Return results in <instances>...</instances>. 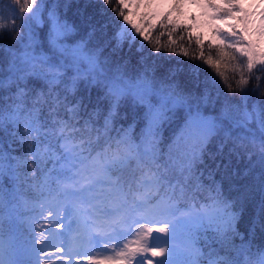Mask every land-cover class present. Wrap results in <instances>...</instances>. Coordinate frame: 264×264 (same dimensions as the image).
I'll return each mask as SVG.
<instances>
[{
	"label": "snow or ice",
	"instance_id": "1",
	"mask_svg": "<svg viewBox=\"0 0 264 264\" xmlns=\"http://www.w3.org/2000/svg\"><path fill=\"white\" fill-rule=\"evenodd\" d=\"M94 3L104 6L100 10L101 15L105 10L114 14V31L107 40H104L108 36L107 23H93L91 16H85V11L80 8H77L71 20L66 12H61V5L68 9L71 0H10L8 12L12 26L9 28L0 23V50L5 49L3 42L7 33V51L11 53L13 61L22 47L23 61L26 66H31V75L44 80L49 87L47 92H36L35 89L25 91L27 85L21 87L17 83L13 106L8 109L7 117L4 109L0 108V133L7 131L6 121L14 129L7 134L22 146L23 152L11 159L16 161L14 166L22 171L25 179L29 178V174L34 178L42 170L46 159L64 161L60 182L70 190L67 194L74 197V203L71 210L62 213L54 222L55 229L67 228L71 231V224H65L63 216H73L81 208L98 213L97 219L119 211V208L110 210L96 207L92 202L95 186L114 170H125L133 176L136 171L143 174L145 168L151 171V164L155 161L156 138L164 134L165 124L176 125L169 151L176 149L179 152L174 163L181 175L188 173L191 176L199 168L210 138L220 131H224V140L218 145L219 151L222 152L231 142L229 153L241 149L249 153V158L252 154H258L264 165V47L261 46L264 43V8L258 13L257 23L255 14L243 8L242 0H206L205 6L212 10L208 14L209 20L223 22L226 27L210 24V35L202 38L200 32L188 30L191 25L173 16V11L179 12L181 8L177 0H173L168 11L162 12L152 10V0H115V4L113 0H85L84 10ZM141 8L145 10L138 12ZM133 16L137 18L135 22L131 18ZM3 19V11H0V21ZM37 29L40 31L39 39ZM164 37H167L166 41ZM125 44L129 52L135 47L137 63L145 68L143 74L119 83L90 80L89 84L103 89V92H96V100L92 104H85L82 95L79 98L70 95L75 92L81 65L87 63L94 69L106 50L110 49L109 55L117 54ZM193 45L198 54L189 56L188 46ZM180 55L186 60H199L214 68L219 79L205 77L201 80V65L192 63L186 71L179 61L175 67H167L157 77L158 70L163 68L158 61L171 60ZM13 68L16 72L23 71L15 64ZM228 69L233 73L231 77L227 74ZM69 70L77 73L72 78L73 87L65 85L62 91L57 90V86L65 82ZM257 72L259 76L255 75ZM182 75L186 77L183 82L178 79ZM26 78L16 76L15 80ZM0 87H3L2 80ZM154 97L157 98L155 103ZM129 101L144 109L145 127L139 142L121 136L120 132L116 137L108 136L102 144L84 137L87 126L100 117H103L106 129L109 124L114 125L121 105ZM44 107H47L48 113L45 121L41 122L38 113ZM89 107L91 111H88ZM85 116L87 119H83ZM81 121L83 126L78 127ZM233 128L242 129L246 135L232 137L230 130ZM42 138H55L60 154L52 152L51 144L41 151L39 145ZM142 144L146 145L143 149ZM98 147L101 152L92 156ZM4 159L0 143V171ZM243 175L246 177L248 170ZM148 179L160 183L165 177L153 172ZM114 183L118 186L116 190L123 192L120 181ZM199 188L200 185H197ZM209 193L205 198L208 202L199 212L189 211L175 217V205L169 204L159 211L174 219L162 222L145 220L141 216L132 221L138 225L135 231L130 226L127 229L122 227L127 223L126 218L101 220V231L90 235L89 244L101 252L110 253L102 259L92 258L91 249L83 254H74L63 247L45 251L46 241L41 238V230L46 232L53 226L54 214L49 211L46 217L41 216L31 225V264H82L80 255L87 256L93 264H169L172 248L160 246L156 241L167 243V239L174 235L177 223L194 224L224 237L238 235L242 241L255 237L257 231L264 234V173L253 183L240 188L239 197H224L218 184L211 187ZM134 204L137 209L143 210L145 202L134 201ZM249 205L252 213L241 233L238 223ZM124 236H131L132 239L121 246L120 241ZM109 245L112 247L109 248ZM245 247L242 244L241 249L237 250L238 254ZM3 248L4 243L0 240V253ZM187 251L191 257L189 264H241L236 257H221L212 253L205 256L197 247L195 237ZM73 255L77 256L75 261ZM0 264H5L2 258ZM243 264H264V250H260L254 259L246 258Z\"/></svg>",
	"mask_w": 264,
	"mask_h": 264
},
{
	"label": "trees",
	"instance_id": "2",
	"mask_svg": "<svg viewBox=\"0 0 264 264\" xmlns=\"http://www.w3.org/2000/svg\"><path fill=\"white\" fill-rule=\"evenodd\" d=\"M73 2H77V5H74L72 8L69 7L68 9H65L63 5H61L60 9L61 12L67 13V16L70 18V20L74 17L77 9H75L73 12L69 11L76 7L80 8L81 11H85V16H91L93 23L108 24V36L104 37V40H107L108 37L112 35L114 31L113 24L116 22L113 17L114 14L111 11L105 10L104 14L101 15L100 10L104 8L102 4L94 3L89 5L87 10H84L83 5L85 0H72L71 4ZM113 4H115V0H113ZM9 6L10 0H2V2H0V11H3L4 15V19L0 21V23H4L10 28L12 26V21L10 13L8 12ZM136 19L137 18L135 17V20L133 21L135 22ZM188 30L191 31V29ZM37 31L40 34L39 29H37ZM13 35H15V33H13ZM157 35H159V33H157ZM209 35L210 34L208 32L204 38H207ZM5 38L6 39L3 42L5 44V49L0 50V80L3 81V87H0V108L4 109V115L7 117L8 109L13 106V97L17 92V83H19L21 87L27 85L25 91L35 89L36 92H47L49 91V87L46 85L44 80L31 75L32 68H27L28 66L24 64L23 57L15 63L16 68L23 69V71L20 72L14 71L13 64L10 65L4 61V58H6L5 55L10 53L7 51V44L9 43V41H7V33L5 34ZM163 39L166 41L167 37H164ZM104 40H102L101 43H103ZM188 47L189 56L198 54V50H195L194 45ZM22 50V47L18 49L20 52ZM109 53L110 49L106 50L104 54L99 57L97 66L94 69L90 68L87 63L81 65L79 79H77L75 85V92L70 93V95H76L77 98L82 95L84 97L85 104H92L96 100V92H103V89L96 88L95 85L89 84L90 80L96 79L101 82H111L114 81L112 78H115L119 83L121 80H128L130 78L135 79L137 74L144 73L145 68L141 64L137 63L138 56L136 54L135 47H133L131 52H129L128 46L125 44L124 49L121 52L113 55H109ZM212 54L215 55L214 52ZM165 55H168V53H165ZM178 61L183 65L186 71L192 63L201 65V80L205 79V77H215L217 80L219 79L218 76L214 75V68L204 65L199 60H186V58L182 55L176 56L171 60L158 61L159 64L163 65V68L158 70L157 77L161 76L167 67H175ZM148 63H151V61ZM230 72L231 70L227 74L231 77L233 73ZM22 75L26 76L27 78L22 81L15 80L16 76ZM150 75L151 71L149 69V76ZM76 76L77 73L75 70H69L65 77V82L58 85L57 90L62 91L65 88V85L70 88L73 87L72 78ZM178 79L183 82L186 77L182 75ZM94 88L96 89L95 91L93 90ZM262 90H264V88H262ZM156 99L157 98L155 97L153 98L154 103L156 102ZM88 111H91V107H89ZM47 113V107H44L38 113V118L41 122L45 121L47 118ZM143 115L144 109L141 106L134 105L129 101L127 104L121 105L119 117L117 118V122L114 125L109 124L108 128L106 129L104 127L103 117H100L99 119L94 118L96 119V122L90 123L87 126L88 131L84 133V137L86 139H90L93 141V143L102 144L108 136L116 137L117 132H120L121 136L131 137L133 142H139L141 131L145 127ZM83 119H87V117L85 116ZM81 126H83V121H81V125H78V127ZM164 127V134L156 138L157 143L155 146V161L151 164V168L155 169L158 173H164L165 175L173 177L184 176L190 186L196 187L194 191L185 193V195L191 196L193 194L195 197L206 198L210 194L209 189L218 184L221 187L224 197H239L240 188H242L244 185L253 183L255 178L264 173V165L256 167V165L253 164V160L256 158L257 154H252L251 158H249V153L241 149H238L236 153H229L228 148L232 147L231 142H229L228 146L225 147L222 152L219 151L218 145L224 140V131H220L215 133L210 138L205 149L203 163L199 165V168L195 170L191 176H189L188 173L181 175L179 167L174 163L179 156V152L176 149L169 151V145L172 143V140L175 137L174 130L176 125L175 123H172L171 125L165 124ZM5 129L7 130L6 132L0 133V143H2L4 154L6 155L7 152V156H9V154H14L16 156L21 155L23 152L22 146L7 134L8 131L11 132L14 130L12 127H9L7 121L5 122ZM230 135L232 137H237L239 135H246V133H244L242 129L233 128L230 130ZM49 144H51V150H58V144L55 138L52 140H45L42 138L39 145L41 151H43ZM145 146V144H142L141 148L143 149ZM96 149L101 152V148L98 147ZM46 166L47 162L45 161V164L42 166V170L38 172L34 178L29 174V178L25 179L21 171L23 180L31 181L29 187L25 189V202H21L14 195V198H12V193L7 195V188H5L3 185H8L9 183L12 184L14 181L12 179L11 173L8 170L2 169V171H0V225L4 232L13 236L18 245L22 244L25 238L24 232L22 230L23 228L21 227L22 224L15 218V220L11 218L7 210V206L8 204L12 203V207L10 209L11 212H18L19 210L24 211L27 210V208L23 206L31 208V203H33L32 200L48 194L49 186L45 180ZM133 167H135V164ZM245 170H248V175L246 177L243 175ZM113 172L117 173V176H119L120 179L132 175L130 172L125 170H114ZM209 173H211V176H209ZM197 185H200L199 190L197 189ZM251 213L252 207L249 205L245 212L241 215L238 223V229L241 233H243ZM194 237L196 239L197 247L205 253V256L208 253L220 256V252L223 251L222 242L225 238L224 236H219L211 230H205L200 235H194ZM229 241L230 244L227 245L233 244V246L226 250L229 253V257H236L241 262V264H243V261L246 258L254 259L256 254L260 250L264 249V234H260L259 231H257L255 237L249 238V240L245 241H242L240 236L232 234ZM219 244L221 245L220 250L216 248V246ZM242 244L246 247L244 250L239 251L238 254L237 250L241 249ZM28 263L31 264V261H28Z\"/></svg>",
	"mask_w": 264,
	"mask_h": 264
},
{
	"label": "rangeland",
	"instance_id": "3",
	"mask_svg": "<svg viewBox=\"0 0 264 264\" xmlns=\"http://www.w3.org/2000/svg\"><path fill=\"white\" fill-rule=\"evenodd\" d=\"M177 2L181 4V8H180L179 12L173 11V16L175 18H177L180 22H182L184 24L191 25L192 26L190 28L191 31L200 32L202 34V38H204L208 32L210 34V27H209L210 24H219V26L222 28L226 27V25L223 22L210 21L209 20L208 14H210L212 10L208 9L205 6L206 0H177ZM217 2H218V0H217ZM152 3H153V9L152 10L162 12V11H168L169 10V8L171 7V4L173 3V0H152ZM242 4H243V8L245 10L250 11V12L255 14V16L257 17V23H258V13H259L261 8H264V3H261V0H242ZM74 5H77V2H73L71 4L70 8H72ZM75 9H77V7L74 9H71L69 12H73V11H75ZM144 10L145 9H138L137 11L139 12V11H144ZM131 18L133 20H135V16H133ZM37 38L38 39L40 38V34L38 33V31H37ZM261 46L264 47V43H262ZM23 51L24 50H22L21 52L20 51L17 52V57H16L15 61H13V57H12L11 53H8L7 55H5L6 58H4V61L9 63L10 65L15 64L17 61L22 59ZM28 68H31V66H28ZM230 70L231 69H228L227 73ZM230 73H232V71ZM214 75L217 76L216 72L214 73ZM236 75L238 76V73ZM255 75L259 76L260 73L257 72V73H255ZM7 155H8V153L6 152L5 159H4L5 162L3 161V168L2 169H6L11 173V176H12V179L14 182L12 184L9 183L8 185L5 184L3 186H5V188H7V195L12 193V198H14V196H16L21 202H25L26 201L25 200V189H27V187H29L31 181L30 180L29 181L23 180L22 175H21V170L14 166L16 164V161L11 159V157H14L16 155H14V154H9V156H7ZM257 156H258V154H257ZM258 166H263V165H258ZM147 196H148L147 191H141L140 194H138V196L130 204L128 216L132 215V216H136L137 218L142 216L145 220H151L153 217H159L154 221H162V222H167L169 220L174 219V217H172V216L162 215L160 213V211L157 210L158 208L160 209V207L165 205V199L166 198H164V196H157L155 199H153L151 201L145 200L147 198ZM134 201L145 202L143 210L137 209L135 204H134ZM14 202H15V200H14ZM35 202L36 201L31 203V205L34 206L36 204ZM73 203H74V197H71L68 194H66L62 199H54L45 208H40L37 205L36 207L34 206L35 210L28 212V213L25 212L23 214H19V215H17V217L20 220L23 219L26 222V224L31 226L32 224L37 222L41 216L46 217L49 211L53 212V214H54L52 217L53 226L48 228V230L46 232L41 230V238H52V239H55L58 242V244L66 245V242L62 239V237L59 235V233H54V232L49 233V229H51V230L55 229L54 222L60 218L62 213H67L69 210H71L73 207ZM122 207H123V202H121L119 209L121 210ZM201 207L195 208L193 206H190L187 208L175 209L174 210L175 211V217H180L181 213H185V212H189V211H191L193 213L199 212ZM30 210H32V208ZM93 216H95V211H91V210H88L86 208H81L73 216H68L66 214L63 216V222L65 224L70 223L71 226H74V227H72L73 229H75L77 232L81 233V240L79 242H77V244H76V247L80 251H84L86 249V246H88V243H89L90 235L94 234V232H93L94 229L92 227V224H95L96 222L91 221ZM73 222H77L76 223L77 226H75V223H73ZM79 222H80V224H79ZM141 222H143V221H141ZM179 224H181V223H177L176 226H178ZM107 230H110V229H107ZM231 235L232 234H229L228 236H226L223 239V242H222L223 251L220 252L221 257H225V256L229 257V253L226 250L229 249L231 246H233V244L227 245V244H230L229 239H230ZM127 241H128V239L124 237L120 241L121 246H123V244L126 243ZM156 243L160 244V246H165V247H168L169 245H172L175 248L180 247L179 241L175 240V238H168L167 243H163L161 240H157ZM91 247H90V249H91L90 255L92 258L96 259L97 256H95L92 253V249H94L95 247H93L92 245H91ZM111 247H112V245H110V248ZM216 248H218L220 250L221 245L220 244L217 245ZM180 249L182 251H185L187 248H180ZM262 250H264V249H262ZM87 252H89V251H87ZM97 252H98V256H101V259L106 255H110V253L101 252L98 249H97ZM171 259H174V257H171ZM4 261H5V264H7V260L5 259ZM82 264H87V263H84V261H82Z\"/></svg>",
	"mask_w": 264,
	"mask_h": 264
}]
</instances>
